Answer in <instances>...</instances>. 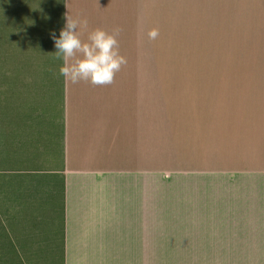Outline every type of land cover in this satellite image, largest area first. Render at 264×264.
I'll return each mask as SVG.
<instances>
[{"label":"crops","instance_id":"obj_1","mask_svg":"<svg viewBox=\"0 0 264 264\" xmlns=\"http://www.w3.org/2000/svg\"><path fill=\"white\" fill-rule=\"evenodd\" d=\"M61 6L62 27L87 19L82 40L119 27L127 63L110 85L59 75L53 102L12 101L0 203L28 248L61 241L65 264L264 251V0Z\"/></svg>","mask_w":264,"mask_h":264},{"label":"rangeland","instance_id":"obj_2","mask_svg":"<svg viewBox=\"0 0 264 264\" xmlns=\"http://www.w3.org/2000/svg\"><path fill=\"white\" fill-rule=\"evenodd\" d=\"M61 5L62 0H0V134L9 131L14 99L57 98L61 60L49 33L59 35ZM17 213L0 203V264H62L61 241L51 249L28 248V227L17 225ZM263 257L264 251L163 250V264H263L256 263Z\"/></svg>","mask_w":264,"mask_h":264},{"label":"clouds","instance_id":"obj_3","mask_svg":"<svg viewBox=\"0 0 264 264\" xmlns=\"http://www.w3.org/2000/svg\"><path fill=\"white\" fill-rule=\"evenodd\" d=\"M65 23L57 36L55 30L50 31V39L54 42L55 56L62 61L59 75L64 80L75 84L86 81L92 85L104 86L113 83L116 73L127 63L120 53L117 37L121 29L111 31L95 28L81 39V31L87 28L86 18L72 17L69 13L64 16ZM156 29L148 33L149 38L155 39Z\"/></svg>","mask_w":264,"mask_h":264},{"label":"trees","instance_id":"obj_4","mask_svg":"<svg viewBox=\"0 0 264 264\" xmlns=\"http://www.w3.org/2000/svg\"><path fill=\"white\" fill-rule=\"evenodd\" d=\"M14 264V263H13ZM16 264V263H15ZM62 264H65V251L62 248Z\"/></svg>","mask_w":264,"mask_h":264}]
</instances>
